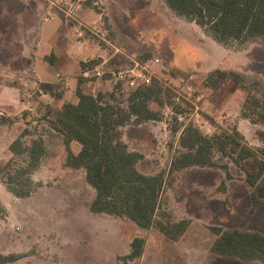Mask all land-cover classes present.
<instances>
[{
	"label": "rangeland",
	"instance_id": "rangeland-1",
	"mask_svg": "<svg viewBox=\"0 0 264 264\" xmlns=\"http://www.w3.org/2000/svg\"><path fill=\"white\" fill-rule=\"evenodd\" d=\"M52 3L78 9L80 19L101 29L100 35L82 33L90 48L99 43L125 45L136 49L135 58L153 64L152 84L157 92L148 105L160 119L135 121L132 117L120 126L121 138L129 149L142 154L136 163L138 170L163 174L160 211L168 212L170 219L190 220L178 239H167L154 226L140 228L126 217L92 213L89 204L96 191L87 182L85 169L67 165L69 150L77 153L80 145L72 141L68 149L53 124L54 108L43 103L33 114L12 111V92L5 87L18 74L12 69L27 68L25 75L33 77L22 44L34 46L35 37L19 35L15 29L33 25L37 4L46 17L49 7H57ZM0 7V247L8 254L24 256L21 261L0 264H264L210 250L215 238L210 226L264 233V177L254 204L241 166L220 152L214 153L211 166L170 168L174 158L185 151L179 142L188 124L210 136L236 128L251 146L264 145V125L241 114L246 88L257 81L264 87V42L260 38L218 41L209 30L177 15L165 0H30L19 3L24 17L13 20L17 24L13 30L12 3H0ZM59 16L63 21V13ZM78 20L70 17L69 23L78 25ZM13 39L22 43L15 50ZM44 63L42 58L35 61L38 71ZM119 87L102 79L84 84L87 92L100 93L127 108L131 89ZM10 175L12 188L25 195L8 189ZM134 236L146 240L145 249L141 257L128 259L125 254L130 244L125 246L123 238ZM124 247L128 251L121 252Z\"/></svg>",
	"mask_w": 264,
	"mask_h": 264
},
{
	"label": "trees",
	"instance_id": "trees-1",
	"mask_svg": "<svg viewBox=\"0 0 264 264\" xmlns=\"http://www.w3.org/2000/svg\"><path fill=\"white\" fill-rule=\"evenodd\" d=\"M165 1L177 15L209 30L218 41H246L257 37L264 42V0ZM85 65L82 62L81 67ZM221 74L225 75V72ZM84 81L78 78L75 90L78 101L64 102L54 109L52 121L62 133L68 149L72 140L81 145L77 153L69 150L67 165L84 168L87 182L96 191L89 210L126 217L138 227L154 226L168 239H178L189 227L190 220L170 219L168 212L160 211L163 174H147L138 170L136 163L142 154L129 149L121 138L120 126L130 122L132 117L135 121L160 119L159 113L148 105L156 97V84L131 89L128 107L123 108L104 99L100 93L83 90ZM259 84L257 81L251 89L246 88L241 114L251 122L264 125V87ZM242 86L246 87L243 83ZM179 143L185 151L174 158L171 169L214 165V153L220 152L241 166L245 181L251 187L252 202H257V186L264 177V145L251 146L236 128L210 136L194 124L182 128ZM6 184L13 194L25 195L10 185L12 175ZM210 230L215 234L210 246L212 252L242 260L259 259L264 263V233L221 226H210ZM144 245L143 237L134 236L126 257H140ZM19 258L16 254L0 253V263Z\"/></svg>",
	"mask_w": 264,
	"mask_h": 264
},
{
	"label": "crops",
	"instance_id": "crops-1",
	"mask_svg": "<svg viewBox=\"0 0 264 264\" xmlns=\"http://www.w3.org/2000/svg\"><path fill=\"white\" fill-rule=\"evenodd\" d=\"M5 2H8V4L12 3V30H13V28L16 27L17 25L14 24L13 20L21 19L24 17L18 10L19 3L25 5L30 3V0H0V3H5ZM112 4L111 6H113ZM4 9H6V7L2 8V10ZM77 10L78 9L72 11L75 17L80 20V22L92 24L90 22L84 21L83 19H80V17L77 15ZM81 12H83V14L86 13L85 10H82ZM48 14H52V17L50 16L43 17L42 8L39 6V4H37L34 7L33 25L24 26V27L18 26L15 29L16 32L18 29L17 34L19 35L34 34L35 37H34V46L32 44L27 45V42L22 44L20 43V40H15V39L12 40V49L15 50L18 44H22L24 46L25 53L28 55L29 60L31 61V64L28 66V67H32L30 73L31 74L33 73L32 74L33 77L30 78L31 76L28 77L25 75L27 68L12 69V71H14L15 73L18 72V74L12 76V85L5 87L7 90L12 92V111L15 109H19L20 111L22 110L25 112V110L23 109V97H24L25 88L33 86L35 84H38V86L40 87L41 90H43V92H46L51 96L49 100L46 101L44 100V102L41 100L40 101L37 100L36 109L38 108L39 105L43 103L44 104L47 103V105L49 104L50 105L49 108L52 107L54 109L59 108L64 102L76 103L78 101V97L76 95L75 90L78 83V78L81 77L79 75V72H80V68H82L81 67L82 62L85 63L87 61L104 62L108 67H118V66L120 67L127 65L130 62L131 58H135L134 57L135 54H133V50L136 49L125 47V45H118V44L115 45L113 43L112 44L109 43V46L104 47L101 46V44L99 43V45H96V48H90L89 39L84 35L82 36L79 34L77 35L74 34L73 27L70 24L67 23L65 24L60 18V16L55 14L54 9L49 7L47 15ZM110 16H111L110 19L113 21L114 6L111 8ZM98 17L97 19L99 20L100 18ZM15 31H13L14 34H16ZM30 41H32V38L30 39ZM85 50H90V51L86 55H83ZM41 58L45 63L42 70L38 71L35 61L40 60ZM77 64H79V67H77ZM56 72L61 73L64 77L67 78L68 80L67 87L61 86L60 83L56 80V76H55ZM83 79L85 81L82 84V88L83 90L86 91V89L84 88V84L86 83L87 79L85 78ZM20 96L22 97L20 98ZM72 141H70V143ZM78 144L80 145L79 142ZM131 239L132 238H123V241H125V246L126 245L128 246V243L130 244ZM145 244H146V240H145ZM1 248L2 247H0L1 254H5V253L8 254V252L3 251V249ZM144 249H145V245H144ZM144 249L142 252H144ZM120 251L126 252L128 251V248L125 249L124 247V249ZM22 258H24V256L15 260V262L21 261ZM25 259L26 261H28L30 257L25 255Z\"/></svg>",
	"mask_w": 264,
	"mask_h": 264
},
{
	"label": "built area",
	"instance_id": "built-area-1",
	"mask_svg": "<svg viewBox=\"0 0 264 264\" xmlns=\"http://www.w3.org/2000/svg\"><path fill=\"white\" fill-rule=\"evenodd\" d=\"M55 8V14L59 16L60 13H63V21L67 24L69 23L70 17L75 18L72 15L71 8L65 9L61 4H53ZM58 9V10H57ZM59 11V12H58ZM47 16L52 17V14ZM73 30L79 35H82L83 32L88 31L100 35L99 31L101 30L96 25H89L86 23L79 22L78 25H71ZM154 61H159L158 58H154ZM153 64L150 60L141 62L137 58H131L130 62L122 67H108L104 62H94L87 61L86 65L80 69L79 75L87 80H99L102 79L107 83H112L114 85H123L126 89H134L139 86L149 85L153 81L154 72L152 70ZM34 72V70H33ZM56 80L60 83L61 86L67 87L68 80L61 73L56 72ZM45 98V99H44ZM51 98L50 94L43 92L40 89L38 84L25 88L24 97H23V109L28 114H33L36 112V102L37 100H49Z\"/></svg>",
	"mask_w": 264,
	"mask_h": 264
}]
</instances>
